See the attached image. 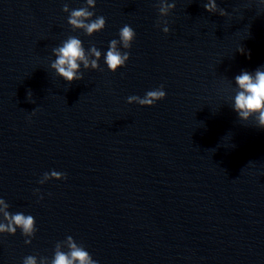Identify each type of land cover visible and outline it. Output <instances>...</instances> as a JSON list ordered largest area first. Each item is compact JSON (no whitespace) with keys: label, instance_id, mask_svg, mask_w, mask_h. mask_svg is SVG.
I'll list each match as a JSON object with an SVG mask.
<instances>
[{"label":"water","instance_id":"1","mask_svg":"<svg viewBox=\"0 0 264 264\" xmlns=\"http://www.w3.org/2000/svg\"><path fill=\"white\" fill-rule=\"evenodd\" d=\"M166 2L160 17L158 0H95L106 23L88 36L62 11L85 0H0V198L37 229L0 233V264L51 259L69 235L98 264H264V129L232 108L234 77L264 71V0H216L225 16ZM125 24L129 59L109 71ZM69 36L101 51L71 82L50 67ZM52 170L66 178L37 182Z\"/></svg>","mask_w":264,"mask_h":264},{"label":"clouds","instance_id":"2","mask_svg":"<svg viewBox=\"0 0 264 264\" xmlns=\"http://www.w3.org/2000/svg\"><path fill=\"white\" fill-rule=\"evenodd\" d=\"M95 0H85L84 6L77 9H69L67 3L62 7V11L69 13L67 23L73 30L80 29L85 35L91 36L95 32L103 30L105 27V18L96 16L92 19L94 12L90 8H94ZM174 3H167L166 0H158V12L160 17L167 16ZM203 7L209 13H218L221 16L227 15L225 9L218 8L216 0H207ZM161 21H157V26H160ZM162 31L169 32L167 21H163ZM134 29L125 24L119 29V39L109 41L106 53H104V63L109 71H116L118 67L125 65L129 59L128 51L131 42L135 38ZM238 52L245 54V49L240 47ZM52 53L55 59L50 63V67L55 70V73L62 77L65 81L80 80L83 78V73L79 71L81 65L84 69H98V61L101 57V51L95 45H91L87 51L83 47L82 41L75 37L69 36L62 41L60 46L52 48ZM264 68V65L261 66ZM236 85L235 95L232 97V108L237 113L239 119L248 120L252 117L259 128L264 129V71L257 68L254 72L241 71L240 74L234 77ZM32 93L29 91L27 96ZM166 93L163 90V85H160L154 90H149L141 98L136 95L127 97V102H136L139 105H152L157 100L165 97ZM64 179L65 174L52 170L45 172L37 181L40 184L45 183L49 179ZM39 189H34L38 193ZM43 197H39L42 199ZM9 204L3 198H0V233L15 234L17 229H20L21 234L29 239L25 243L30 242L36 232L35 218L32 215H25L22 212L10 213L8 211ZM67 249L64 251L62 249ZM22 264H37V257L33 255L26 256ZM39 264H98V261L93 259L90 253L85 250L82 244H78L72 236H67L65 240L58 241L54 247V254L51 259L41 257Z\"/></svg>","mask_w":264,"mask_h":264}]
</instances>
